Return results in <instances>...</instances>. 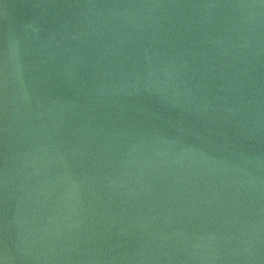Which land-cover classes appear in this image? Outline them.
I'll return each instance as SVG.
<instances>
[{
	"label": "water",
	"instance_id": "1",
	"mask_svg": "<svg viewBox=\"0 0 264 264\" xmlns=\"http://www.w3.org/2000/svg\"><path fill=\"white\" fill-rule=\"evenodd\" d=\"M0 264H264V0H0Z\"/></svg>",
	"mask_w": 264,
	"mask_h": 264
}]
</instances>
